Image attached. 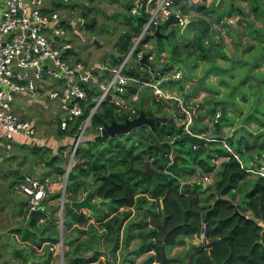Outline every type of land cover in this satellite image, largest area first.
<instances>
[{"label":"trees","instance_id":"1","mask_svg":"<svg viewBox=\"0 0 264 264\" xmlns=\"http://www.w3.org/2000/svg\"><path fill=\"white\" fill-rule=\"evenodd\" d=\"M131 1H129L128 9L132 5ZM142 6L143 4L139 6L136 12H130L128 17L130 30L122 33L115 44L119 53L118 56L114 57L115 63L120 61L128 51L131 46L132 33L137 34L146 19ZM82 17L86 20L85 15H82ZM173 21L174 17H170L166 22ZM206 34L207 26H200L194 38L188 44L193 47L190 51L180 49L179 46L174 44L171 47L173 61L180 60L181 55L190 57L191 54H197L200 58H207L209 56L208 48L202 40ZM169 35L171 36L172 32ZM165 45V41L159 39L158 50L164 49ZM144 65L143 63L139 66ZM149 65L154 67L152 62ZM166 67H171V64ZM125 72L144 79L148 75L146 70H139L135 67L125 68ZM134 89H136V86L129 88L131 91ZM88 91L91 93L90 90ZM93 93L94 90H92ZM90 98H92L91 94L88 100ZM92 104L93 102H90L88 105L83 106V115L87 114ZM135 107L136 113L132 116L140 111H144L148 116H155L156 112L161 111L162 103L153 99L148 107L143 104L140 106L135 105ZM173 107L177 109L176 104ZM209 112L212 113L213 117L214 110L210 109ZM127 116V113L122 110L117 111L115 104L106 100L93 113L91 126L94 130V136L96 135L91 141L93 148L87 146V150L82 156L83 159L78 161V171L68 172L65 185L67 201L64 221L67 224L72 221L86 223L88 215L82 211H75L70 206V201L78 199L79 194L89 190L90 179L88 176L90 175V178L97 181L94 194L99 198L107 199L111 210L120 206H133L138 213L143 215L140 222L137 223L138 229L134 235L143 240L142 251L151 248L155 250L152 258L155 257L157 261L162 258V244L173 245L181 241L184 236L190 237L197 233L203 224H207V242L195 246V250L186 264H264V229L262 225L254 220L255 217L264 222V175L247 179L250 172L240 166L238 160L219 140L212 139L205 144V139L184 131L182 125H179L173 117L168 118L165 122L155 123L152 128L146 124L133 128L127 132L125 141L121 143L116 142L120 136L118 138L108 136L110 140L114 139L108 144L98 143V140L100 141L102 137L97 133L100 125L113 119L123 121ZM223 119H226V117ZM214 124L217 126L219 121H214ZM195 125L194 122L190 125L193 133L206 131L204 127ZM64 131L60 129V132L63 133ZM68 132L71 134V129ZM254 139L255 137L249 140L247 136L241 133L237 140L234 139L233 135H230L226 141L239 155L241 153L247 155V152H244L245 149L254 150L257 146L264 149V142L259 143ZM125 142L130 146L126 147ZM217 144H221V146L217 147ZM193 145H196V147H193ZM31 146L33 151L40 150L41 152H48L45 155L51 154L49 146L36 144ZM255 150L260 153V149ZM174 154L180 155L176 164H173L171 159ZM218 156L227 158L220 162L213 184V191L205 194L206 198L209 197L210 199L204 200L199 180L190 181L185 175H198L199 171H214L215 163L212 158ZM250 156L252 163L257 165L253 153ZM49 157V160L44 158V161L47 165L52 166V159L55 156ZM145 160H148L158 173L149 171L147 174L141 175L132 168H144ZM184 166L186 167L183 168ZM54 170L57 173L63 171L60 164ZM21 177L23 178V176ZM13 182L16 181L13 180ZM243 182L249 183L245 189L246 191L243 192L244 199L242 198L241 203H234L229 195L233 194L238 188L240 189ZM56 196H59V192L53 194V197ZM159 198H162L161 206ZM236 207L243 215L235 212ZM37 209L30 211L26 225L28 227L20 230L21 237L36 245H40L43 240L55 241L58 229L54 223L49 222L53 218L55 220L56 215L49 216V222H42L39 228L36 225L39 216L44 215L45 218L47 216ZM247 210L249 212H246ZM129 213L130 209L121 211L119 214H113L104 222L108 237L113 242L114 247L117 246L119 241L120 226ZM147 214L150 215L149 219L152 226L145 228L147 224L145 216ZM166 231L168 233L165 241L162 242ZM93 238H97V236L94 231H90L88 239L82 241V244L85 247L88 246ZM260 239L262 242L259 241ZM15 252L19 251L15 250ZM77 253V245L72 246L69 253L66 250V264H77L81 259L83 261V258L73 257ZM31 254L33 255L32 264H44L47 260L46 256L49 255V253H46L44 255L45 259L41 260L39 256L35 255L33 248H31ZM96 254L97 252L94 253L92 258H95ZM37 257L41 261H36Z\"/></svg>","mask_w":264,"mask_h":264},{"label":"crops","instance_id":"2","mask_svg":"<svg viewBox=\"0 0 264 264\" xmlns=\"http://www.w3.org/2000/svg\"><path fill=\"white\" fill-rule=\"evenodd\" d=\"M45 2V11L48 12L50 10H56L54 9V6L57 5V2L55 0H46ZM179 7L182 12L185 11L184 13H186L187 15L190 14L194 17H187L185 23L182 25H178L174 23V21L161 24V35L154 36L153 39L145 37L143 40L145 42V45L143 44L145 50L149 49L150 51L154 52V58L150 60V62L154 64V67L152 65H149L150 68L153 71L159 70L161 72L165 71L167 73H172V71L176 69L185 71L186 64L189 63L185 61L186 55H181L180 60L173 61V59L171 58V47H173V45L175 44L179 46L180 49L188 50V44H190L191 40L194 38V35L199 30V27L207 26V34L205 37H203L202 40L203 44L208 48L209 56L207 58H200L197 54L189 55L195 60L194 64L189 65L191 71L198 76H204V81L198 84L195 92L189 95L186 100L187 104L196 105V115L193 118V122L194 124H196L195 126L207 128L208 123L214 125L216 129L214 133L206 131L204 133L216 135L218 138H224L225 140H227V137L230 135H233L234 139L237 140L241 133L244 134V136H249V140H251L254 136L258 137L260 136V134L263 135L264 110L260 109L258 115H253L252 112L255 111V106H250V103L260 102L261 104H263L264 102V0H184ZM128 10L130 12V8ZM61 17L63 18L64 22L68 20L67 16L61 15ZM230 19L232 21H230ZM79 20H81L83 23H86L84 21L85 19L82 16L79 17ZM75 23L76 22L73 21V25ZM175 25L177 26L175 27ZM154 31L155 30L153 29L152 33ZM170 32H172L171 36L169 35ZM122 33H120V35ZM134 35L135 33H132L131 35V44ZM118 36L112 42V50L108 51V53L103 56L102 59L94 61V63L108 62L110 65H114L119 62H114V57L119 55L115 46L117 40L120 38V36ZM159 39L164 40L165 43L167 42L165 48L162 50H158ZM95 43L96 45L101 46L99 40H97V42ZM192 48L193 47L190 46V50H192ZM73 49H70V59L81 60L80 58H72ZM168 64H171V67H166ZM135 68H138L139 70H146L145 68H142L138 65L135 66ZM175 80L176 79L171 78L162 80L161 86L165 91L175 93L182 98L183 94L189 91L196 82L194 78L189 76L183 78L180 83L176 82ZM133 86H136V89H134L133 91L129 90V88ZM134 95H136L135 98L132 97ZM21 96L22 95H19L17 97L16 109L20 108V110H22V115L20 116L26 117V107L28 106V102L33 100L28 99L27 96H22L24 98L20 99L22 98ZM124 96L134 106V108H136L135 102L148 107L153 99L160 101V103H162L161 111L156 112V115L175 118V109L173 110L174 104L170 102L171 99L157 97L152 92L151 88L146 85H142L136 82L130 83ZM35 101L42 102L38 98L35 99ZM199 101H209V104L211 105L209 107V110L213 109L214 112L217 109L222 110V106H224V114L226 119H223L225 117L220 116L218 120L219 124L216 126L213 121L212 113L209 112L208 109L203 116H201V114H198ZM44 102L45 101H43V103ZM260 108H262V106H260ZM207 114H209V118L207 117ZM206 119H208V121H206ZM197 120L199 121L197 122ZM238 125L242 127L241 131H237ZM68 130L70 129L68 128L63 132L62 137H53V139L49 141V147L54 149L55 146L58 145L62 148L63 145H67L69 142H71L73 136L68 132ZM251 131L254 133H252L253 136L250 135ZM24 141L25 139L21 138V140H19V143H23ZM256 142L259 141L256 140ZM43 144L45 143H41L40 145ZM28 145L34 144L30 143ZM263 151L264 149L262 147L260 150V154L258 152L253 153L257 164L260 163L259 157L263 156L264 159ZM244 152H247L248 156L252 155L250 149H245ZM8 157L9 156L5 157L3 161ZM221 157L223 159L227 158L225 156ZM218 158L219 156L212 158V161H214L215 163V170L206 172L207 174L212 173L214 177L216 176V163H218ZM251 159L252 158L250 156L249 161L247 162L248 164L251 163ZM45 164L44 169L38 170L37 168H34V173H32V175H35L40 180L46 182V194L37 210L43 214H46L47 218H45L44 215L39 216V219L36 222V225H38L39 228L42 222H49L48 218L51 215H56V219H51L49 223H54L57 226L56 220L59 208L58 197H53V194L56 192H60L61 184H58L57 181L51 182L50 179L55 180L54 177H50L49 179V176H45L48 173H55L54 168L51 170H47L46 166L48 165L47 163ZM185 176L190 181H194L189 177L190 175ZM88 178L90 179V187L92 184H94L96 189L97 181L93 178H90V175L88 176ZM21 179L22 177H19V180L15 179V181L17 182ZM16 190L17 192H20L18 188ZM85 193L86 191H84L83 194H79V198L84 196ZM92 199L93 201H96L100 198L96 196V194H93ZM66 201L67 198L65 200V203ZM159 203L161 206L162 198H159ZM17 207L18 215L20 210L25 209L23 210V212L25 213L24 217L26 224H24L23 227H28L26 225L27 218L30 212H28L27 197L25 195L23 200L17 202ZM127 209H130V213L124 219L120 226L119 241L117 246L114 247L113 242L110 241L108 237L107 228L105 227L104 222L113 214H119V212ZM79 211H82L83 213L88 215L86 223L72 221L71 223L67 224L64 221V227L67 230L64 236V240L67 246L68 253L69 250H71L72 246L77 245L78 253L74 254L73 257L80 259L83 258V261L81 259V261L77 264H92L94 260L98 259L101 256L107 258L109 264H134V260L132 258L124 257L120 260L119 256L115 257L114 255L115 251L118 252L120 250L121 243L126 246L130 243V241L134 239H138L137 249L134 250L137 255H141L146 252L151 253L143 259L142 264L161 263L163 256L161 260L157 261L155 257L152 258V255H154L155 253L154 249L151 248L149 250L142 251L141 245L143 244V240L134 235L136 230L138 229L137 223L140 222V219L143 215L138 213L133 206H120L117 209L111 210L108 200L102 199V201L98 203L97 207L93 208L92 211L88 210L85 207L81 208ZM149 218L150 215L147 214L145 216V220H147L145 228L152 226ZM90 231H94L97 238H93L91 244L85 247V245L82 244V241H86L88 239ZM37 233L39 235L38 231ZM191 238L192 236H184L183 240L188 241ZM22 240L31 244L30 248H33L34 253H37L41 260H44V255L46 253H49V255L46 256L47 260L44 262V264L49 260L50 252L48 250L42 252L41 250H37V248H39V246H45L46 243L50 240H43L41 241L40 245L31 243L27 239L22 238ZM163 245L165 247L168 246L162 244L161 254L163 252ZM174 248H176V246ZM172 251H174V249ZM96 252V257H93V259L92 256H94V253ZM111 254H113L114 258L111 256ZM177 258L179 261H181L179 255ZM169 260L172 261V259ZM29 262L32 263V260ZM165 262L166 261H164V263Z\"/></svg>","mask_w":264,"mask_h":264},{"label":"built area","instance_id":"3","mask_svg":"<svg viewBox=\"0 0 264 264\" xmlns=\"http://www.w3.org/2000/svg\"><path fill=\"white\" fill-rule=\"evenodd\" d=\"M184 1V0H183ZM196 1V0H189ZM178 0H132L130 12H136L143 4L146 19L140 30L132 38V44L122 59L110 65L108 62L85 64L82 60H71L70 49L73 44L66 34L64 20L57 10L45 11V0H0V165L5 157L10 155L13 142L25 139L31 144H41L40 132L33 119L21 117L16 111L17 97L27 96L32 100L46 96L58 101L59 116L54 123L61 130L71 129L73 152L86 128L91 122L93 113L103 101L115 104L117 111L127 110L131 117L136 113L134 106L124 96L130 83L136 82L151 88L159 98L175 101L177 112L174 115L184 131L197 135L207 141L219 140L224 147L238 160L240 166L249 172L264 175V159L260 163L246 164L238 152H235L224 138L207 133H193L190 124L193 121L196 105L184 103L183 98L175 93L165 91L161 81L167 78L177 79L182 75L181 69L172 73L152 70L150 60L154 52L145 50L143 41L147 33H152L157 26L164 24L170 17L174 23H185L187 14L176 7ZM69 22L68 20H66ZM230 21H232L230 19ZM81 23H83L80 20ZM80 33L78 34V36ZM141 45V46H140ZM146 61H142L143 57ZM140 66L148 72L147 77L141 78L125 72V68ZM88 84H93L90 87ZM98 90V99L83 115L84 102L92 95V88ZM91 93H89V91ZM133 98L136 95L132 96ZM221 109H217L213 121H218ZM102 125L98 127L99 133ZM21 137V138H19ZM196 147V145H193ZM68 161V168L71 166ZM67 173V170L65 171ZM209 180L204 174L202 182ZM66 180L61 183L58 196L59 208L57 214L58 237L48 241L37 250L50 252L45 264H66L67 246L64 240V211ZM18 190L27 197L28 212L39 208L46 194V182L32 174H25L17 183ZM192 238L197 243L207 242L205 224ZM92 264H109L108 259L101 256Z\"/></svg>","mask_w":264,"mask_h":264},{"label":"rangeland","instance_id":"4","mask_svg":"<svg viewBox=\"0 0 264 264\" xmlns=\"http://www.w3.org/2000/svg\"><path fill=\"white\" fill-rule=\"evenodd\" d=\"M55 1L57 2V5L54 6V9H56L60 15L68 17L69 22L66 21L64 23V26L66 28V35L70 37V40L73 43L74 49L72 50V58H80L86 64H92L94 63V61L102 59V57L105 56L108 51L112 50V42L116 39V37L118 35L120 36V33L130 30V24L128 23V17L130 16L128 4L131 0ZM82 15H85L86 20L89 23L80 22L79 17ZM190 16L194 17L190 14L187 15L188 18ZM73 21L76 22L74 25ZM176 26L177 25H175V27ZM79 33L80 35L78 36ZM94 38L99 40L101 46L96 45V43L93 41ZM188 50L190 51V46H188ZM185 59L186 62H189V65L195 63V60L192 57L185 56ZM129 63L130 61L127 63L126 68H128ZM91 85L93 84H88L89 87ZM92 88L94 89L93 96L92 98L84 102L85 106L90 102H95L98 99V90H96L94 86H92ZM23 98L24 97L20 99ZM38 99L42 102H38L35 100L28 102V106L26 107V117L33 119L34 124L37 126V130L40 132V137H42L40 142L45 143L43 144V146H49V141L52 140L53 137L57 138L63 136V133L60 132V129H58L54 124L59 116L58 101L50 99L44 95L39 96ZM43 101L45 102L43 103ZM170 102L175 104L174 100H170ZM135 104L136 106H140V103L135 102ZM210 106L211 105L209 104V101H199L198 114H201V116H203ZM250 106H255V111L252 112L253 115H258L260 109L264 110V102L263 104H261L260 102H252L250 103ZM260 106H262V108H260ZM15 111L19 115H22V110H20V108H15ZM122 111L128 113L127 110ZM207 117L209 118V114H207ZM198 121L199 120H197V122ZM206 121H208V119H206ZM241 128L242 127L238 125L237 131H241ZM205 130L206 132L212 133L216 131L215 126L209 123L207 124V128H205ZM97 133L101 135L99 132ZM250 133L252 134L253 132L251 131ZM118 134L114 135L115 138H118V136H120L116 140V142L121 143L122 141H125L124 139L127 133ZM95 136L93 127L91 126L90 122L82 138H80V140L78 141L74 152L72 151V142H69L67 145H63L62 148L58 145H56L54 149L51 148L50 155H45L48 154V152L46 151L41 152L40 150H31L32 146L28 145L30 144L28 141H24L23 143L13 142V148L10 150V155H8L9 157L6 158L0 165V264H32L29 261L33 259L30 248L31 244L22 240L20 231L25 228L23 226L24 224H26L24 217L25 213L23 212V210L25 209L20 210L19 215L17 214V202L23 200L24 195L20 192H17L16 184L18 183V181L13 182V180H19V177H21L22 175L34 173V168H37L38 170L44 169L46 165V161H44V158L50 159L49 156H55L52 159V166H46L47 170H51L53 169V167L56 169L60 164L63 171L59 173L55 171L54 174L48 173L45 176H49V179L50 177H54L55 180L50 179L51 182L57 181L58 184H61L62 182L67 180L69 171L75 172L79 170L78 161L80 159H83L82 156L87 150V146L93 148L91 141H93ZM101 136L102 137L100 138V141L98 140V143L100 144H108L112 142L111 140H114L109 139L108 136L110 135ZM263 136L264 134H260V136L258 137L254 136V140L259 141V143L264 142ZM125 143L126 147L130 146V144H128L127 142ZM219 146H221V144H217V147ZM255 149L261 150V148H259L258 146ZM255 149L251 150V152L257 153L258 151ZM37 153H39L40 155H38ZM240 156L243 158L244 162L248 164L247 162L249 161V156L245 155L244 153H241ZM70 158H72L71 166L68 168V161ZM218 159V163H216V170H218L220 162L223 158L219 156ZM185 167L186 166H184L183 168ZM66 170L67 173L65 172ZM204 174L207 173L199 171L198 175L192 174L189 177L193 180H199L201 185L200 188L203 192V198L204 200H206L210 199L209 197L206 198L205 194L211 193L213 191L215 177L212 175V173L207 174L209 176V180L202 182V176H204ZM257 175L258 174L250 171L247 179H251ZM248 185V182H243L240 186L241 188L235 190L233 194L229 195V198L234 203H241L243 192L246 191L245 189L248 187ZM246 212H249V210H247ZM66 231L67 230L64 227V236L66 234ZM188 241H184L182 239L181 241H178L175 244L169 245L167 247L163 245L162 256H164L166 261L164 264H186V262H188L189 260L190 255L195 250V246L199 244L195 239L192 238ZM137 242L138 239H134L130 241V243L126 246L121 243L120 250L118 252L115 251L114 253L115 257L119 256L120 260L124 257L132 258L134 260V264H142L143 259L151 253L146 252L141 255H137L136 252H134V250H136L138 246ZM175 246L176 248H174ZM14 249L18 250L19 252H15ZM173 249L174 251H172ZM35 255H37V253ZM178 255L180 256L181 261L178 260ZM111 256L114 258L113 254H111ZM169 259H172V261H170ZM35 260L41 261L38 257Z\"/></svg>","mask_w":264,"mask_h":264},{"label":"water","instance_id":"5","mask_svg":"<svg viewBox=\"0 0 264 264\" xmlns=\"http://www.w3.org/2000/svg\"><path fill=\"white\" fill-rule=\"evenodd\" d=\"M182 3H183V0H178L176 7L178 8L179 6H181ZM84 21L86 23H89V22H87V20H84ZM157 35H161L160 26H157L153 33H147L146 37L153 39L154 36H157ZM93 41L97 42L96 39H94ZM141 60L146 61V57L144 56ZM187 76L194 78L196 82L189 91H187L183 94L184 103L187 102L186 100H187L188 96L195 92L198 84L200 82L204 81V76H198L197 74L193 73L190 69L189 64H186L185 71H183L181 77L177 78L175 81L180 83L182 81V79L187 77ZM176 112H177V109H175V114H176ZM224 112H225V108H224V106H222L221 117H225ZM168 118H169V116H161V115L148 116L145 114L144 111H140L138 114H136L134 116H131V117L127 116L123 121H117V120L113 119L110 122H104L102 124L101 129H100V134L103 136H106V135L114 136L118 133H127L130 130H132L133 128H136L142 124H146L152 128L155 123L165 122ZM178 157H180L179 154H174L173 156H171L173 164H176ZM132 168L134 170H136L137 172H139L141 175H145L149 171H155L158 173V171H156L150 165V162L148 160L145 161L144 168H137V167L136 168L132 167ZM94 191H95V185L92 184L90 189L85 193L84 196H82L81 198L70 201V206L73 207L77 211H79L81 208H84V207L87 208L88 210L92 211L93 208L97 207L98 203H100L102 201V198H100L96 201H93L92 198H93ZM235 212L243 215V213L238 211L237 207L235 208ZM254 220L256 222H258L260 225H262L263 229H264V222L261 219L254 217ZM207 227H208V225L205 224V230L207 229ZM167 233H168V231H166L164 234V237L162 239L163 242L165 241V237H166ZM259 241L262 242L261 239ZM164 261H165V258L163 256L160 264H163Z\"/></svg>","mask_w":264,"mask_h":264}]
</instances>
